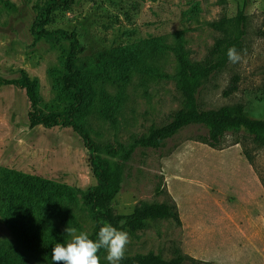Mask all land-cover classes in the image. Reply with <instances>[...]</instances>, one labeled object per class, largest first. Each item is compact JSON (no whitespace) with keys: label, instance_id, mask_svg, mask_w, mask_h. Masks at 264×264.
<instances>
[{"label":"rangeland","instance_id":"obj_1","mask_svg":"<svg viewBox=\"0 0 264 264\" xmlns=\"http://www.w3.org/2000/svg\"><path fill=\"white\" fill-rule=\"evenodd\" d=\"M48 1L0 0V77L25 75L35 82L38 107L60 114L70 99L62 84L69 43L38 40L31 31ZM244 1L243 59L210 76L197 100L203 110L240 104L247 117L264 119V0H75L53 12L43 29L75 32L84 48L76 63L87 93L77 123L97 144H127L170 121L182 99L162 74L176 69V34L189 59L200 62L221 36L212 24L234 17ZM234 76L236 91L224 95ZM30 111L24 89L0 86V218L10 203L30 202L38 238L53 249L70 239L67 226L91 234L83 196L95 181L77 134L30 128ZM206 135L190 126L160 149L134 151L113 212L173 203L180 224L148 222L129 235L124 256L171 259L178 253L210 264H264V145L245 130L226 133L216 147L204 142ZM0 251L17 264H47L25 251L1 222ZM106 256L104 249L100 261Z\"/></svg>","mask_w":264,"mask_h":264},{"label":"trees","instance_id":"obj_2","mask_svg":"<svg viewBox=\"0 0 264 264\" xmlns=\"http://www.w3.org/2000/svg\"><path fill=\"white\" fill-rule=\"evenodd\" d=\"M75 0H49L39 11L32 26V34L38 40L49 43L66 41L69 43V54L64 63L62 84L70 94L69 102L60 114L45 113L39 107V96L35 82L25 75L19 79L7 80L0 77V86L12 85L25 90L30 102L31 111L28 113L29 127L44 126L46 128H70L81 139L88 155L89 168L95 185L83 196L88 208L93 228L89 235L94 241L98 238L100 227L107 222L117 229L127 231L129 235L145 228L151 221L172 220L180 224L175 204L143 203L130 214L117 215L111 207L114 198L118 195L123 181L124 170L134 151L138 148L160 149L167 140L172 139L181 130L190 126H199L206 130L204 142L210 147L219 145L221 138L228 132L245 130L259 144L264 145V119L247 117L240 104L225 106L218 109L203 110L199 106L197 94L202 84L212 75L222 71L228 64L227 49L235 46L239 51L245 35V7L244 1L236 15L232 18L222 17L212 24V27L221 33L208 51L207 56L200 62H192L185 41L181 34H176L175 44L171 50L175 57L176 69L173 74L163 73L162 77L175 83L182 105L175 111L170 121L160 127L149 129L146 134L133 135L127 144H97L88 133V130L77 123L75 116L85 103L87 86L80 81L78 56L84 48L80 44L75 32L64 30L47 31L43 29L49 23L53 12L68 8ZM117 60L116 58H114ZM238 77L234 76L224 95L236 91ZM35 190L42 193L35 186ZM2 211L1 223H5L13 233L20 246L27 252L53 264L51 260L52 248L45 240L38 238L37 225L33 223V211L30 202H20ZM121 221L124 223L121 224ZM104 248L97 255L100 256ZM0 264H17L7 252L0 251ZM100 264H109L100 261ZM119 264H210L176 254L171 259H164L153 253L124 256Z\"/></svg>","mask_w":264,"mask_h":264},{"label":"clouds","instance_id":"obj_3","mask_svg":"<svg viewBox=\"0 0 264 264\" xmlns=\"http://www.w3.org/2000/svg\"><path fill=\"white\" fill-rule=\"evenodd\" d=\"M227 57L232 64L239 63L243 59L241 52L235 46L227 49ZM123 223L121 221V224ZM64 231L70 239L54 244L51 254L53 264H100L97 253L101 248L106 249V259L109 264H119L124 258L129 243L127 231L117 229L107 222L100 227L95 241L89 238L87 232H78L75 227L67 226Z\"/></svg>","mask_w":264,"mask_h":264}]
</instances>
